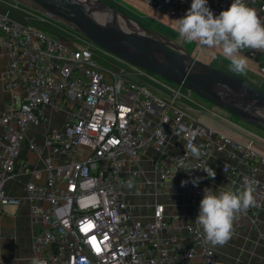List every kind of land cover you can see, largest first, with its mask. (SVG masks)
Returning <instances> with one entry per match:
<instances>
[{
    "label": "built area",
    "instance_id": "obj_1",
    "mask_svg": "<svg viewBox=\"0 0 264 264\" xmlns=\"http://www.w3.org/2000/svg\"><path fill=\"white\" fill-rule=\"evenodd\" d=\"M137 1L174 23L190 7V0ZM219 3L209 7L214 16L227 10L232 0ZM245 3L255 5L264 20V0ZM75 41V47L67 46L0 12V49L7 57L5 88L12 91L22 86L25 90L22 96L13 94L6 111L0 112V216L6 205L27 203L30 223L36 229L32 250L46 264H192L197 257L203 264H219L195 223L204 193L203 169L211 155L226 153L232 158L238 153L247 171L225 161L220 170L242 183L251 181L255 203L237 213L233 225L242 220L255 224L264 207V157L255 149L257 135L249 132L242 145L200 124L179 102L183 88L131 65L132 75H113L93 59L88 41L77 37ZM245 51L251 56L259 53ZM140 76L146 82L135 80ZM66 106L71 109L69 119L61 127H46L45 108L61 111ZM208 116L228 124L224 117ZM34 126L46 127L42 144L27 138ZM177 136L182 145L171 155L170 139ZM24 141L35 155L48 149L44 180L39 181V172L27 170L24 196L12 198L5 186L14 176ZM189 142L200 149L199 158L186 148ZM149 145L157 154L171 157L157 180L165 191L174 190L186 199L189 213L182 229L188 238L184 241L176 237L159 241V234L170 224L163 205L155 204L150 218L142 220L134 216L125 194L131 181L122 171L128 162L136 163L138 153ZM197 177L200 181L194 186L191 181ZM182 181L188 183L182 186ZM87 225L92 226L90 230H84ZM161 247H172L174 252Z\"/></svg>",
    "mask_w": 264,
    "mask_h": 264
},
{
    "label": "crops",
    "instance_id": "obj_2",
    "mask_svg": "<svg viewBox=\"0 0 264 264\" xmlns=\"http://www.w3.org/2000/svg\"><path fill=\"white\" fill-rule=\"evenodd\" d=\"M137 2L140 3L139 1ZM219 2L220 0H208V6H219ZM191 3L192 0H190V7ZM246 4L257 11L255 5ZM142 6L145 7L144 5ZM145 8L159 14L151 8ZM163 18L168 20V22H172L165 16ZM174 24L176 25V23ZM85 41L87 42L86 39ZM193 43L200 48L197 42ZM201 50L206 63L223 61L231 67L230 61L223 56L220 48L202 47ZM242 55L247 58V68L243 73L233 71V75L240 76L260 89H264V53L259 52L251 56L245 51L242 52ZM6 65V54L0 49V112L6 111L13 94L22 96L25 92L22 86L12 91L5 88L3 75ZM192 101L193 103L191 104L197 108H199V105L206 107L203 110L205 114L202 115L206 117L207 123L201 121L199 122L200 124L221 131L242 145L247 143L246 134L253 132L258 137V144L255 145V149L259 153L262 151L259 148L264 149V138L257 133L256 129L258 128L245 125L237 119H231L230 121L227 117L215 113L211 108L208 109L207 105L199 102L194 97ZM70 110L69 106H66L61 111H56L50 107L45 108V113L49 120L48 125L45 126L61 127L63 122L69 119ZM211 114L216 116V118L224 117L227 119L228 125L222 124L218 119L212 118V116L210 118L207 116ZM45 126L30 127L26 133L27 138H34L36 142L42 144L46 135ZM1 131L2 128L0 127ZM181 145L180 137L171 138L170 154H177ZM48 154V149L43 148L40 156L35 155L29 151L26 141L22 143L19 157L15 161L14 176L5 186V192L8 197L22 198L24 196L25 184L29 179V174L26 173L27 170L39 172V181L42 182L44 180L43 160ZM169 158L171 157L157 154L150 145L142 149L137 155V162H128L122 171V175L131 181V186L127 188L125 194L133 207L134 216L142 220L150 218L155 204L163 205L165 216L170 219V224L159 234V241L172 237L184 241L188 238V234L182 229V224L187 221L189 213L186 199L184 196L178 195L174 190L165 191L157 180L159 173L170 165ZM222 161L242 172L247 171V164L240 159L238 153H235L232 158L227 157L226 153L211 155L206 160L204 168L207 166L211 167L216 175L214 178H209L207 173L203 171V188H212L213 191H218L222 186L234 191L243 188L244 183L238 177L227 175L220 170ZM147 181H150L151 184H147ZM172 217H176V219H172ZM35 234L36 229L30 223L27 203L22 202L19 206H4L3 213L0 216V262L2 264H29V258L38 257L32 250ZM205 245L213 252L214 260L219 264H264V207L258 212L255 224H249L246 220L234 224L231 238L224 245L212 246L206 243ZM160 250H166L171 254L174 252L172 247H161ZM191 263L203 264L198 257L194 258Z\"/></svg>",
    "mask_w": 264,
    "mask_h": 264
},
{
    "label": "water",
    "instance_id": "obj_3",
    "mask_svg": "<svg viewBox=\"0 0 264 264\" xmlns=\"http://www.w3.org/2000/svg\"><path fill=\"white\" fill-rule=\"evenodd\" d=\"M82 35L109 55L187 90L240 122L264 131V91L240 76L198 61L173 42L143 30L126 32L129 21L111 5L92 0H14Z\"/></svg>",
    "mask_w": 264,
    "mask_h": 264
},
{
    "label": "clouds",
    "instance_id": "obj_4",
    "mask_svg": "<svg viewBox=\"0 0 264 264\" xmlns=\"http://www.w3.org/2000/svg\"><path fill=\"white\" fill-rule=\"evenodd\" d=\"M179 38L185 42H197L208 48H220L223 56L230 61L231 70L245 72L247 58L244 50L264 53V20L260 19L255 9L247 6L245 0H232L227 10L214 16L208 6V0H192L185 16L176 20L174 26ZM186 148L194 158H199L200 149L189 142ZM209 178H214L215 171L207 166L203 169ZM200 178L191 182L199 184ZM182 186L188 181H182ZM252 182L246 180L244 186L232 190L222 186L218 191L205 188L200 201L199 214L195 223L203 231V241L212 246L224 245L231 238L233 221L237 213L253 206ZM2 264V262H0ZM29 264H46L38 257L29 258Z\"/></svg>",
    "mask_w": 264,
    "mask_h": 264
},
{
    "label": "rangeland",
    "instance_id": "obj_5",
    "mask_svg": "<svg viewBox=\"0 0 264 264\" xmlns=\"http://www.w3.org/2000/svg\"><path fill=\"white\" fill-rule=\"evenodd\" d=\"M101 1L117 9L121 14H123L126 18H128L130 22L138 26L141 30L147 31L149 33H152L155 36H160L166 40L173 42L175 45L182 48L190 56L195 57L198 61L205 63L207 65H210L214 68L225 70L228 73L230 72V74L233 72L231 70V67H229V65H227L223 61L206 63L205 57L202 52L203 49L201 50V48H199L193 42L188 43V42L181 40L179 38L178 33L174 29V26H175L174 23L168 22V20L164 19L163 16H161L160 14H156L152 12L151 10L143 7L137 1L135 0H101ZM0 12H3V13L8 12L10 19H12L17 24L31 25L37 28L38 30H41L42 32L52 36L53 38L58 39L59 41H61L63 44L67 46L75 47L76 42H77L75 41L76 37L84 39L82 35L75 33L72 30H69L59 25L58 23H55L49 20L48 18H46L39 12L34 11L20 3H17L14 0H0ZM26 16L28 17V19H24V17ZM88 49L90 50L93 59L105 71H108L112 73L113 75H116L119 77L121 76L123 78L127 77V75L129 74L132 75L134 73L133 67L107 54L105 51H103L96 45L92 44L91 42H89ZM135 80L144 82L146 79L140 76L139 78H135ZM261 90L264 91V89L262 88ZM181 93L183 97L179 100V102L182 104L185 110V113L190 118H192L193 120L197 122H201V121L206 122L207 119L206 117L203 116L205 114L203 110H205L206 107L199 105V108H200L199 110V108L191 104L193 103L192 101L193 97L195 99H198L199 102H202L205 105H207L208 109L211 108L215 113L220 114L224 117H227L228 120L231 121V119L232 120L236 119L226 110L210 105L209 103L204 101L202 98L196 96L193 93H190L184 89L181 91ZM187 94L191 95V98ZM208 117L210 118V116ZM256 130H257V133L260 135V137L264 138V131L261 129H256ZM259 149H261L262 151L261 153L258 152V154L264 157V149L262 148H259Z\"/></svg>",
    "mask_w": 264,
    "mask_h": 264
},
{
    "label": "bare ground",
    "instance_id": "obj_6",
    "mask_svg": "<svg viewBox=\"0 0 264 264\" xmlns=\"http://www.w3.org/2000/svg\"><path fill=\"white\" fill-rule=\"evenodd\" d=\"M85 4H87L91 9H93L94 11H96V8H95V3H93L92 0H82ZM118 26L120 28H122L124 31L126 32H130V33H133V32H137V33H143L138 26H136L135 24H133L132 22L130 21H127V20H123V19H120V21L118 22Z\"/></svg>",
    "mask_w": 264,
    "mask_h": 264
},
{
    "label": "snow or ice",
    "instance_id": "obj_7",
    "mask_svg": "<svg viewBox=\"0 0 264 264\" xmlns=\"http://www.w3.org/2000/svg\"><path fill=\"white\" fill-rule=\"evenodd\" d=\"M91 227H92L91 225H87L84 230H90Z\"/></svg>",
    "mask_w": 264,
    "mask_h": 264
},
{
    "label": "trees",
    "instance_id": "obj_8",
    "mask_svg": "<svg viewBox=\"0 0 264 264\" xmlns=\"http://www.w3.org/2000/svg\"><path fill=\"white\" fill-rule=\"evenodd\" d=\"M217 69V68H216ZM221 70V69H220ZM223 71H225V70H223ZM230 73V72H229ZM245 125H247V124H245ZM254 128H256V127H254ZM259 129V128H258Z\"/></svg>",
    "mask_w": 264,
    "mask_h": 264
}]
</instances>
